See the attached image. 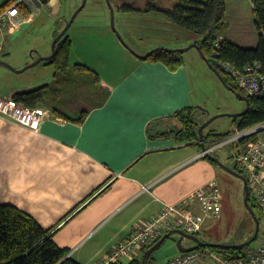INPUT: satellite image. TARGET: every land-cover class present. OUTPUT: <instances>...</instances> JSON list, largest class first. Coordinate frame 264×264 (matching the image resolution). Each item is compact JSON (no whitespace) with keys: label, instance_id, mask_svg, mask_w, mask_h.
<instances>
[{"label":"crops","instance_id":"1","mask_svg":"<svg viewBox=\"0 0 264 264\" xmlns=\"http://www.w3.org/2000/svg\"><path fill=\"white\" fill-rule=\"evenodd\" d=\"M8 1L18 0L0 5ZM78 7L65 8L62 0H25L19 28L4 32L3 54L6 42L34 18L47 13L67 23ZM107 28L105 24L103 32L118 49ZM69 37L72 53L76 40L89 38ZM49 52L45 47V56ZM128 57L132 67L116 83L86 63H71L97 73L109 92L105 104L92 109L82 123L46 108L39 131L0 117V205L15 206L33 217L80 264L106 259L167 205L186 203L190 212L199 213L200 204L191 196L218 183L215 166L199 158V147L179 143L171 134L181 127L175 114L197 106L185 62L170 71L162 63ZM56 80L57 72L53 84ZM74 97L63 94L58 106L76 118L81 105L90 103ZM214 222L208 220L202 234L210 236Z\"/></svg>","mask_w":264,"mask_h":264},{"label":"rangeland","instance_id":"2","mask_svg":"<svg viewBox=\"0 0 264 264\" xmlns=\"http://www.w3.org/2000/svg\"><path fill=\"white\" fill-rule=\"evenodd\" d=\"M62 2L65 8L79 4L69 21L83 4V0H62ZM110 3L107 0H87L67 35L76 39L89 36L84 42L76 40L71 63H86L111 82L120 81L131 69L132 64L127 60L128 56H146L157 48L182 50L201 40L199 35L178 28L163 13L173 10L179 4V0H110ZM124 6L132 9L122 10ZM112 10L116 31L113 30L111 23ZM67 23L65 20L53 19L44 13L43 16L34 18L32 23L25 25L21 32L10 39L11 41L6 42V53L0 60L11 66L14 71L0 66L1 97L8 93L38 89L46 84H53L56 69L54 65H47L46 61L24 72L21 70L41 58L52 55V44L66 28ZM105 24L108 26L112 40L114 38L118 42L116 43L118 49L111 46L109 42L111 37L103 32ZM224 24L222 35L230 42L242 48H257L260 31L256 27V14L251 0L228 1ZM55 33L56 36H53ZM45 47L50 51L48 56H45ZM184 60L193 88L194 104L206 111L205 122L223 115L209 125V130H214L218 134L232 131L234 122L229 115L243 112L246 109L245 102L239 100L222 85L197 49L192 48L184 53ZM66 77L72 79L75 73L69 71ZM260 137L264 139V132ZM234 153V149L230 146L219 148L212 155L231 168L234 165V160L231 158ZM215 168L222 194L223 216L208 229L210 236L201 234L200 237L230 245L241 244L256 229L255 222L244 204V184L223 168L219 166ZM178 240L177 234L168 239L155 252L153 264H168L171 259L181 254L177 246ZM193 244L194 242L189 239H185L182 243L184 247H191Z\"/></svg>","mask_w":264,"mask_h":264},{"label":"trees","instance_id":"3","mask_svg":"<svg viewBox=\"0 0 264 264\" xmlns=\"http://www.w3.org/2000/svg\"><path fill=\"white\" fill-rule=\"evenodd\" d=\"M228 1L230 0H179V4L173 10L163 11V13L171 23L181 30L199 35L201 40L195 44L201 46L209 62L221 73L227 84L237 92L245 95L234 78L221 64L229 63L242 72L246 66L259 63L264 74V0H251L256 14V27L260 31V41L257 48L239 47L222 35L225 28L224 20ZM12 3L14 2L8 1L2 6L6 7ZM23 6H21V10L24 9ZM128 9L132 8L129 6L122 8V10ZM25 14H29V12L26 11ZM220 36L224 39L220 48L217 49V54H214V43ZM71 53L72 41L66 34L56 46L55 57L46 63L47 65H54L57 72L56 82L53 85H45L38 89L17 92L12 96L13 99L23 107L51 109L58 117L74 123H82L92 109L105 104L109 92L101 87L100 77L97 73L82 64L71 65ZM147 60L162 63L170 71L178 70L185 62L183 53L164 50L156 52ZM69 71L75 73L74 78L69 79L66 77ZM67 92L72 97L75 96L74 98H80L83 102L90 103V107L84 103V105H81L80 114L76 118L64 113L58 106L59 98ZM249 98L250 109L248 113L241 118H233L234 124L239 129H247L264 122V97ZM205 114L206 111L198 107L177 112L175 118L181 127L173 129L171 134L179 143L197 146L202 152L204 149L222 143L233 133V131H230L225 134H218L214 130H209L208 126L204 130V144L201 143L199 129L205 122ZM161 135L165 136L167 133ZM230 146L235 151L231 156L234 160L238 145L230 144L224 147ZM211 156L213 155L211 154L204 159L209 160L212 165L218 166L210 160ZM231 168L243 175L242 170L235 162ZM250 205L262 224L263 217L252 194L250 195ZM50 233V230H45L33 217L17 207L0 205V264H80L68 257L69 251L60 248L54 242ZM201 234L202 232L197 235L200 239ZM253 235L254 233L244 242L251 240ZM201 240L205 243L222 244L210 240ZM254 245L253 243L242 250L220 247L198 248L197 250L209 249L225 257L242 258L247 255L248 251L253 249ZM150 248L144 249L134 261L120 264H142L144 254ZM155 252L150 256L147 264H153Z\"/></svg>","mask_w":264,"mask_h":264},{"label":"built area","instance_id":"4","mask_svg":"<svg viewBox=\"0 0 264 264\" xmlns=\"http://www.w3.org/2000/svg\"><path fill=\"white\" fill-rule=\"evenodd\" d=\"M25 0H18L3 7L0 5V58L4 52V32L15 31L21 24V6ZM220 36L214 43L213 53L217 54L223 42ZM234 78L241 91L247 97H264V74L259 63L248 65L241 72L229 63L221 64ZM47 112L43 108H26L19 105L13 97L0 96V117L24 128L39 131L45 121ZM264 122L256 126L239 129L222 143L204 149L199 158H205L219 148L237 144L234 162L247 179L250 192L258 205L264 222ZM200 204L199 213H192L183 205H167L164 210L144 226L140 227L129 238L119 243L106 259L97 264H120L134 261L144 249L154 246L159 240L173 230H182L190 235L203 232L208 220L219 221L223 216L222 194L217 182H211L198 189L192 196ZM256 244L242 258H231L219 255L209 249H199L190 253H181L171 259L168 264H264V223Z\"/></svg>","mask_w":264,"mask_h":264},{"label":"water","instance_id":"5","mask_svg":"<svg viewBox=\"0 0 264 264\" xmlns=\"http://www.w3.org/2000/svg\"><path fill=\"white\" fill-rule=\"evenodd\" d=\"M32 2H39L40 0H31ZM109 4L110 3V0H107ZM87 3V0H83V4L82 6L77 10V12L74 14V16L72 17V19L67 23V26L66 28L61 32L60 35H58L53 44H52V55L49 56V57H45V58H41L39 60H37L36 62H34L32 65L30 66H27L26 68H24L23 70H21V72H24L26 71L27 69L31 68V67H34L40 63H42L43 61H46V62H49L51 61L54 57H55V54H56V46L57 44L59 43V41L67 34L68 30L71 28L72 24L74 23L76 17L78 16V14L84 9L85 5ZM111 14H112V19H111V23H112V28L114 31H116L115 29V20H114V12L113 10L111 11ZM192 48H195L198 50L201 58L204 60V62L208 65V67L210 68V70L217 76V78L219 79V81L222 83V85L230 92H232L239 100L245 102L246 104V109L241 112V113H237V114H231L229 115L230 117L232 118H241L242 116L246 115L250 109V98L237 92L235 89H233L231 86H229L227 84V81L225 80V78L221 75V73L215 68L213 67V65L209 62V60L207 59V57L205 56V54L203 53L202 51V48L201 46L199 45H191L189 46L188 48L186 49H182V50H173L174 52H179V53H186L188 52L190 49ZM164 49H161V48H157V49H154L153 51H151L149 54H147L146 56H137L139 57L140 59L142 60H147L150 56H152L153 54H155L156 52L158 51H162ZM164 51H172V50H164ZM0 66H4L6 68H8L9 70L11 71H14V69L9 66L7 63H5L4 61L0 60ZM223 115H219V116H216V117H213L211 118L210 120H208L207 122H205L199 129V135H200V141L201 143L204 144V130L217 118L219 117H222ZM210 160H212L213 162H215V164H217L219 167L223 168L224 170H226L228 173L234 175L235 177H237L238 179H240L243 184H244V204H245V207L246 209L248 210V212L251 214L255 224H256V229H255V232H254V235L252 237L251 240L247 241V242H244V243H241V244H237V245H230V244H215V243H205L203 242L198 236L196 235H190V234H187L185 233L184 231L182 230H173L171 232H169L166 236H164L161 240H159L154 246H152L149 250L146 251V253L144 254V257H143V261H142V264H147L150 256L156 251L158 250L168 239H170L173 235L177 234L179 235V240L177 241V246L180 250L181 253H190V252H193L195 250H197L198 248H215V247H220V248H226V249H235V250H242L248 246H250L251 244L255 243L258 236H259V233H260V230H261V221L259 220L258 216L256 215V212L255 210L252 208V206L250 205V195H251V192H250V187H249V184H248V181L247 179L239 174L238 172H236L235 170H233L232 168H229L227 166H225L224 164H222V162L216 158V157H213L211 156L210 157ZM185 239H189V240H192L195 245L194 246H191V247H184L182 245L183 241Z\"/></svg>","mask_w":264,"mask_h":264},{"label":"flooded vegetation","instance_id":"6","mask_svg":"<svg viewBox=\"0 0 264 264\" xmlns=\"http://www.w3.org/2000/svg\"><path fill=\"white\" fill-rule=\"evenodd\" d=\"M194 246V245H193Z\"/></svg>","mask_w":264,"mask_h":264}]
</instances>
